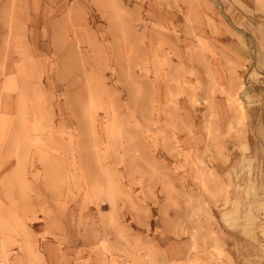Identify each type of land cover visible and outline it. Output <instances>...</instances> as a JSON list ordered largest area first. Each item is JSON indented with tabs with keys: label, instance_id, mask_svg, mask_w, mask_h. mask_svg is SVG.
Returning <instances> with one entry per match:
<instances>
[{
	"label": "rangeland",
	"instance_id": "rangeland-1",
	"mask_svg": "<svg viewBox=\"0 0 264 264\" xmlns=\"http://www.w3.org/2000/svg\"><path fill=\"white\" fill-rule=\"evenodd\" d=\"M218 19V0H0V264L39 262V224L66 247L107 229L74 264H230L204 226L234 208L219 164L243 149L264 72Z\"/></svg>",
	"mask_w": 264,
	"mask_h": 264
},
{
	"label": "crops",
	"instance_id": "crops-1",
	"mask_svg": "<svg viewBox=\"0 0 264 264\" xmlns=\"http://www.w3.org/2000/svg\"><path fill=\"white\" fill-rule=\"evenodd\" d=\"M218 17V25L224 31L226 42L233 46L231 48H236L237 41L240 51L243 50L241 46L250 49L254 44L256 56L259 57L255 69L257 72H264V0H218ZM245 54L252 56L250 53ZM248 115L247 137L243 149L239 147L237 150L233 149L225 161L219 164V173L231 190L234 208L231 207L224 212V215H215L218 223L204 226L207 231L215 233L225 242L228 249L227 261L230 264H258V259L260 264H264L263 246L260 248V256H257L253 253L251 239L253 234L261 236L264 234V225L259 229L252 223L254 206L264 204V104L263 107L249 111ZM242 207H248L245 214L238 211ZM243 218L246 219L245 223L240 222ZM47 226L48 224H39L34 229L38 235L39 245L37 253L34 254L39 262L23 254L10 256V261L15 264H74L78 251L80 255L88 253L87 249L99 244L105 238L104 234H107V229L101 226L104 231L100 230L96 234L97 241L93 240V237H88L80 246L66 247L67 242L62 240L40 238L39 235L44 234L48 229ZM146 229L150 237L173 256L172 259L178 261L181 260L179 255L187 254V248H184L185 242L182 241L180 245L174 246V243L179 244V242L169 232L152 225L151 220ZM260 244L264 242L261 241ZM85 255L83 256L86 257Z\"/></svg>",
	"mask_w": 264,
	"mask_h": 264
},
{
	"label": "bare ground",
	"instance_id": "bare-ground-1",
	"mask_svg": "<svg viewBox=\"0 0 264 264\" xmlns=\"http://www.w3.org/2000/svg\"><path fill=\"white\" fill-rule=\"evenodd\" d=\"M239 104H240L239 106H240L242 112L244 113V109H243L242 103H239ZM89 110H90V109H89ZM242 112H241V113H242ZM3 222H4V221H3Z\"/></svg>",
	"mask_w": 264,
	"mask_h": 264
}]
</instances>
